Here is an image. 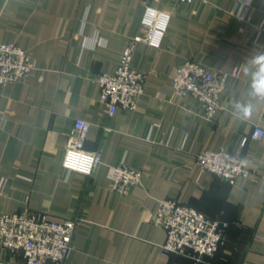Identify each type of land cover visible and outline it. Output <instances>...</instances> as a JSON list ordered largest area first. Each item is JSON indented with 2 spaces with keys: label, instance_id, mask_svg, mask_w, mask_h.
I'll return each instance as SVG.
<instances>
[{
  "label": "crops",
  "instance_id": "1",
  "mask_svg": "<svg viewBox=\"0 0 264 264\" xmlns=\"http://www.w3.org/2000/svg\"><path fill=\"white\" fill-rule=\"evenodd\" d=\"M0 0V41L29 51L36 64L24 80L0 85V215L23 208L73 219V249L64 264H264V99L251 95V59L264 53V0ZM171 14L158 46L136 44L133 65L146 74L136 110L105 111L97 77L117 70L139 32L144 4ZM229 73L220 107L206 115L193 95L175 93L186 60ZM237 102L251 103L242 119ZM91 125L84 148L101 154L91 175L63 168L74 123ZM242 149L248 177L231 184L201 172L203 150ZM140 169L129 193L114 189L111 167ZM172 197L229 223L225 243L197 261L166 253L165 229L152 221ZM26 264L0 245V263ZM50 264V263H49Z\"/></svg>",
  "mask_w": 264,
  "mask_h": 264
},
{
  "label": "built area",
  "instance_id": "2",
  "mask_svg": "<svg viewBox=\"0 0 264 264\" xmlns=\"http://www.w3.org/2000/svg\"><path fill=\"white\" fill-rule=\"evenodd\" d=\"M191 3L195 0H179ZM240 4L238 17H245L248 0H237ZM171 14L157 9L147 2L144 4L139 32L129 41L122 53L120 64L113 73H102L97 77L101 89V101L105 111L114 115L119 109L136 110L141 96L145 93L146 74L136 69L133 57L136 44L143 42L158 46L166 35ZM36 68L31 53L13 42L0 41V85L26 79ZM229 73L209 70L199 62L186 60L173 77L175 93L190 94L204 107L211 117L220 107V98L226 88ZM91 125L84 119L74 123V134L66 151L63 168L68 172L91 175L101 164V154L84 148V141ZM264 137V129L255 126L250 137L259 141ZM248 138H244L241 149L203 150L197 154L201 172L217 175L231 184L239 177H248L242 149ZM142 171L127 164L111 167L114 189L127 194L142 180ZM152 221L162 226L167 239L163 245L166 253L188 256L202 261L206 256L213 257L225 243L229 223L218 218H210L205 213L167 197L160 200L159 208ZM77 221H58L47 211H33L23 208L18 212L0 215V245L10 253L21 252L26 264H64L73 249V238ZM0 264H7L1 262Z\"/></svg>",
  "mask_w": 264,
  "mask_h": 264
},
{
  "label": "clouds",
  "instance_id": "3",
  "mask_svg": "<svg viewBox=\"0 0 264 264\" xmlns=\"http://www.w3.org/2000/svg\"><path fill=\"white\" fill-rule=\"evenodd\" d=\"M250 64L255 67L254 72H250L248 67L244 68L246 73L251 75V95L257 99H264V53L254 56ZM234 112L238 113V117L246 119L253 111V105L249 103L241 104L237 102L233 105Z\"/></svg>",
  "mask_w": 264,
  "mask_h": 264
},
{
  "label": "trees",
  "instance_id": "4",
  "mask_svg": "<svg viewBox=\"0 0 264 264\" xmlns=\"http://www.w3.org/2000/svg\"><path fill=\"white\" fill-rule=\"evenodd\" d=\"M227 231V230H226Z\"/></svg>",
  "mask_w": 264,
  "mask_h": 264
}]
</instances>
